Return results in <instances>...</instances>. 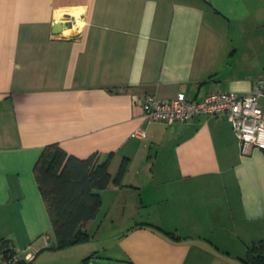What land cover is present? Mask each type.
Listing matches in <instances>:
<instances>
[{"label":"crops","instance_id":"obj_1","mask_svg":"<svg viewBox=\"0 0 264 264\" xmlns=\"http://www.w3.org/2000/svg\"><path fill=\"white\" fill-rule=\"evenodd\" d=\"M260 79L264 0H0V254L244 264L253 243L264 251V150L243 153L225 115L168 124L141 107L145 94L197 100ZM53 142L110 155L89 239L60 248L33 172Z\"/></svg>","mask_w":264,"mask_h":264},{"label":"trees","instance_id":"obj_2","mask_svg":"<svg viewBox=\"0 0 264 264\" xmlns=\"http://www.w3.org/2000/svg\"><path fill=\"white\" fill-rule=\"evenodd\" d=\"M109 159L110 155L101 160L97 152L80 158L67 153L56 142L43 146L34 163L33 172L55 236V244L50 248H60L89 239V234L82 228L95 217L101 204L99 191L111 180ZM125 167L126 161L123 160L114 178L116 182H119ZM166 234L171 237L174 235L173 232ZM10 251L12 250L6 249L3 253ZM20 262L25 264L21 260ZM242 262L264 264L261 242L249 247Z\"/></svg>","mask_w":264,"mask_h":264},{"label":"built area","instance_id":"obj_3","mask_svg":"<svg viewBox=\"0 0 264 264\" xmlns=\"http://www.w3.org/2000/svg\"><path fill=\"white\" fill-rule=\"evenodd\" d=\"M264 95V79H260L249 93H236L230 90H217L193 99L179 93L170 99H159L154 94H145L141 107L148 122L174 123L189 121L197 115H225L236 134L241 151L251 147L264 149V114L259 103ZM136 136H144L142 128L134 131ZM30 254H26L29 257ZM20 257L13 250L0 254V264H21Z\"/></svg>","mask_w":264,"mask_h":264},{"label":"water","instance_id":"obj_4","mask_svg":"<svg viewBox=\"0 0 264 264\" xmlns=\"http://www.w3.org/2000/svg\"><path fill=\"white\" fill-rule=\"evenodd\" d=\"M54 26H58V29L61 30L62 28H67L69 26V23L58 21L55 23ZM88 264H132V263L128 261H117L108 258L93 257L89 259Z\"/></svg>","mask_w":264,"mask_h":264}]
</instances>
